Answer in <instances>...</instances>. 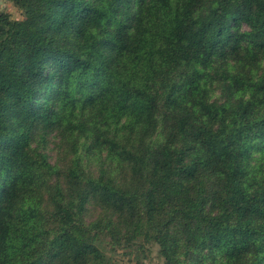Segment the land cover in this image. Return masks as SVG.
<instances>
[{
	"label": "trees",
	"instance_id": "16d2710c",
	"mask_svg": "<svg viewBox=\"0 0 264 264\" xmlns=\"http://www.w3.org/2000/svg\"><path fill=\"white\" fill-rule=\"evenodd\" d=\"M9 1L0 264H264V0Z\"/></svg>",
	"mask_w": 264,
	"mask_h": 264
},
{
	"label": "rangeland",
	"instance_id": "374dc122",
	"mask_svg": "<svg viewBox=\"0 0 264 264\" xmlns=\"http://www.w3.org/2000/svg\"><path fill=\"white\" fill-rule=\"evenodd\" d=\"M0 11L8 12L14 18H21V13L9 0H0ZM47 153L51 161L62 157V152L56 150L53 139L47 146ZM142 250L135 247L129 249H116L113 251V264H163L162 258L157 253L156 246L142 245ZM111 253V252H109Z\"/></svg>",
	"mask_w": 264,
	"mask_h": 264
}]
</instances>
